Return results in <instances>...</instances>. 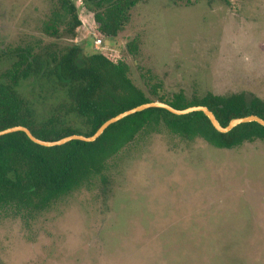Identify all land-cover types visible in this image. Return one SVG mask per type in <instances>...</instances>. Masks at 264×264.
<instances>
[{"label":"rangeland","instance_id":"obj_1","mask_svg":"<svg viewBox=\"0 0 264 264\" xmlns=\"http://www.w3.org/2000/svg\"><path fill=\"white\" fill-rule=\"evenodd\" d=\"M71 1L81 25L55 40L43 27L57 0H0V68L16 46L74 42L126 61L142 88L264 98V0H142L114 38ZM18 89L40 110L59 95L36 76ZM107 174L104 199L85 186L33 217L1 212L0 264H264V141L225 150L141 135Z\"/></svg>","mask_w":264,"mask_h":264},{"label":"trees","instance_id":"obj_2","mask_svg":"<svg viewBox=\"0 0 264 264\" xmlns=\"http://www.w3.org/2000/svg\"><path fill=\"white\" fill-rule=\"evenodd\" d=\"M142 0H84L93 12L97 29L114 38ZM213 0H207L212 2ZM91 5H90V4ZM43 27L53 39H74L81 22L71 0H57ZM134 53L135 46L127 44ZM11 60L0 68V130L22 125L42 140L70 134L92 135L108 118L137 105L162 101L182 109L207 106L226 126L235 117L258 115L264 119V98L247 91L216 94L210 90L178 88L167 94L158 83L138 86L123 59L101 51L87 53L79 45L56 43L16 46ZM36 76L59 91L48 109L22 95L20 82ZM166 133L183 142L203 140L214 148L232 150L244 143L264 141V126L241 123L228 132L214 129L200 111L183 115L162 108H148L110 124L92 142L70 140L42 146L22 131L0 135V213L33 217L85 186H97L102 199L111 177L108 161L141 135ZM97 182V183H96Z\"/></svg>","mask_w":264,"mask_h":264},{"label":"water","instance_id":"obj_3","mask_svg":"<svg viewBox=\"0 0 264 264\" xmlns=\"http://www.w3.org/2000/svg\"><path fill=\"white\" fill-rule=\"evenodd\" d=\"M158 107L165 109L176 115H183V114L195 112L198 110L202 112L203 115H205L209 119L210 123L212 124L215 130L222 132V133L228 132L233 127L237 126L238 124L253 122V121L264 126V119L254 114L232 118L226 126H223L219 123L214 113L207 106L197 104L194 106H189L186 108L178 109V108H174L173 106H171L170 104L166 102H162L158 100V101L146 102V103L137 105L121 113H118L117 115L113 117L108 118L97 128V130L92 135H89V136H85L82 134H70V135L64 136L56 140H42L41 138H37L36 136H34L27 127L22 126V125L12 126V127H8L3 130H0V135L11 133V132H16V131H22L27 135L26 137H28L34 143H37L39 145L41 144L42 146H48V147L55 146V145H61L70 140L80 139L81 141L92 142L96 140L97 137H99L110 124H113L119 121L120 119L125 118L126 116H129L136 112H139V111H142L148 108H158Z\"/></svg>","mask_w":264,"mask_h":264},{"label":"built area","instance_id":"obj_4","mask_svg":"<svg viewBox=\"0 0 264 264\" xmlns=\"http://www.w3.org/2000/svg\"><path fill=\"white\" fill-rule=\"evenodd\" d=\"M101 43V39H99V38H97L96 40H95V45L97 46V45H99ZM95 46V47H96Z\"/></svg>","mask_w":264,"mask_h":264}]
</instances>
